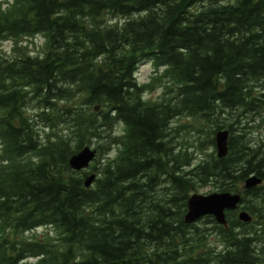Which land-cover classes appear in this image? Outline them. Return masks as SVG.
<instances>
[{
  "label": "trees",
  "instance_id": "trees-1",
  "mask_svg": "<svg viewBox=\"0 0 264 264\" xmlns=\"http://www.w3.org/2000/svg\"><path fill=\"white\" fill-rule=\"evenodd\" d=\"M0 4V264H264V185L242 199L250 223L183 221L194 185L264 180V138L246 149L264 124V0ZM35 37L39 55L18 53ZM146 61L167 81L157 100L136 80ZM93 141L85 188L68 160Z\"/></svg>",
  "mask_w": 264,
  "mask_h": 264
},
{
  "label": "water",
  "instance_id": "water-1",
  "mask_svg": "<svg viewBox=\"0 0 264 264\" xmlns=\"http://www.w3.org/2000/svg\"><path fill=\"white\" fill-rule=\"evenodd\" d=\"M229 131L221 129L214 134V147L216 157L223 158L228 152ZM96 150L89 146H84L78 152L73 154L68 164L73 171H81L88 167L90 162L94 159ZM95 180V175L90 174L84 180V187L88 188ZM262 180L257 176H249L244 181L243 188L245 190L252 189L260 185ZM241 202L240 193L229 192H213L207 195L192 194L187 200L186 212L183 216L185 224L191 225L197 222L204 216H212L218 225L227 226L225 213L236 210ZM239 221L243 223H250L252 217L244 210L237 214Z\"/></svg>",
  "mask_w": 264,
  "mask_h": 264
},
{
  "label": "rangeland",
  "instance_id": "rangeland-1",
  "mask_svg": "<svg viewBox=\"0 0 264 264\" xmlns=\"http://www.w3.org/2000/svg\"><path fill=\"white\" fill-rule=\"evenodd\" d=\"M3 1H10V0H0V2ZM1 8H4L5 6L2 4H0ZM107 19V18H105ZM43 38L42 37H35V38H22V39H18V53L20 51L26 53H30V55H39L41 53L42 47H43ZM13 45L14 43L10 42V41H4V42H0V54H4V55H10L12 54V50H13ZM136 76V80L139 84H146L149 85L150 88L148 89V91L146 92V94L144 95L145 99H149V100H157L160 95L163 92V88L164 85H166L167 81L165 78H160V74L159 72H155L153 70L152 65H150L149 62H142L138 67H137V72L135 74ZM183 122H185L184 119L180 118V119H176L175 120V124L173 121L172 126L174 127V125L178 126L181 125ZM256 125V124H255ZM60 129L65 130L64 132L66 133V128L62 127ZM258 130L256 132H254V137L256 139H259V136L264 137V124L260 126V128H257ZM260 129V130H259ZM114 130L116 132V134L121 135L123 132V128L120 124L116 125L114 127ZM63 132V133H64ZM186 135H182V137H185ZM97 141H93L91 143H89L88 145L91 146L93 149H96L97 151V155L95 157L96 158H100L103 157L102 153L97 150ZM115 147L114 146H109L106 151L104 152L105 155L104 157H110L113 156L115 154ZM198 158H203L204 154H197ZM93 160L91 162V164L84 170V172H86L87 174H91L93 173L95 176H97L96 171H92L91 170V166H97L96 165V160ZM99 161V160H98ZM239 186V184L237 185ZM242 189V185H240L238 187V190ZM212 192H218L217 189L213 186V184L211 183H205V184H197L194 185V187L191 189L190 195L192 194H202V195H207L210 194ZM202 222L199 220L197 222V226L202 228L204 225L201 224ZM44 231L55 234L54 231H52L51 229H43L40 228L36 231V234L41 235V233H43ZM211 241H215L213 238H210Z\"/></svg>",
  "mask_w": 264,
  "mask_h": 264
},
{
  "label": "flooded vegetation",
  "instance_id": "flooded-vegetation-1",
  "mask_svg": "<svg viewBox=\"0 0 264 264\" xmlns=\"http://www.w3.org/2000/svg\"><path fill=\"white\" fill-rule=\"evenodd\" d=\"M258 141L256 140V138L253 136V135H251V136H249V139H248V142H247V144H246V149L247 150H251V151H253V149L256 147V143H257ZM263 172H264V168H263ZM249 175H255V176H257L256 174H254V172L252 171V174H249ZM248 175V176H249ZM258 177V176H257ZM258 178H260L261 180H262V184L264 185V180H263V178L262 177H258Z\"/></svg>",
  "mask_w": 264,
  "mask_h": 264
},
{
  "label": "bare ground",
  "instance_id": "bare-ground-1",
  "mask_svg": "<svg viewBox=\"0 0 264 264\" xmlns=\"http://www.w3.org/2000/svg\"><path fill=\"white\" fill-rule=\"evenodd\" d=\"M113 15V14H112ZM2 56V55H1ZM6 56V55H5ZM184 124V123H183ZM235 168V167H234ZM264 241V240H263Z\"/></svg>",
  "mask_w": 264,
  "mask_h": 264
}]
</instances>
